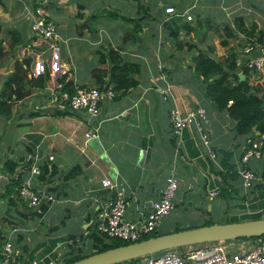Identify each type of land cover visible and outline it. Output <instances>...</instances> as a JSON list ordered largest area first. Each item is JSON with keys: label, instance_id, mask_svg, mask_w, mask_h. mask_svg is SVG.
Masks as SVG:
<instances>
[{"label": "crops", "instance_id": "0c3cea01", "mask_svg": "<svg viewBox=\"0 0 264 264\" xmlns=\"http://www.w3.org/2000/svg\"><path fill=\"white\" fill-rule=\"evenodd\" d=\"M38 7L56 25L52 41L31 32ZM167 7L174 14H166ZM237 18L256 23L264 36V0H0V91L17 64L26 69L27 81L49 74L43 88L27 83V96L0 117V236L13 243L14 264H64L86 253L82 246L91 248L97 212L110 195L103 179L123 193L131 220L159 198L171 173L179 185L173 211L186 210L187 203L211 217L225 212L230 223L264 219V190H243L236 183L243 199L224 200L218 194L223 156L237 164L253 136L236 135L235 122L206 99L205 84L192 70L193 52H211L217 59L236 52L238 74H243L246 57L238 50L247 40L233 32ZM228 28L236 34L225 47L221 41ZM12 33L18 34L17 42ZM109 48L123 62L140 66L137 86L124 93L109 87L114 97H104L94 118L71 110L62 101L60 80L68 77L74 89L96 88L91 72L102 66L98 50ZM248 80L262 86L249 73ZM197 106L207 113L214 163L192 129L180 136L171 131V110L186 113ZM31 151L41 156L42 165L35 188L54 199L34 218L28 216L39 213L40 206L28 208L8 193L16 172L10 175L3 167L7 161L18 165ZM262 164L253 161L251 167L260 172ZM165 218L157 229L164 233L174 228Z\"/></svg>", "mask_w": 264, "mask_h": 264}, {"label": "built area", "instance_id": "2783aa9c", "mask_svg": "<svg viewBox=\"0 0 264 264\" xmlns=\"http://www.w3.org/2000/svg\"><path fill=\"white\" fill-rule=\"evenodd\" d=\"M164 12L174 14L175 10L172 7H167ZM185 18L187 21L192 20V17L187 14H185ZM30 29L34 35L47 41H52L56 33V25L46 17L43 7L35 9ZM238 53L246 57L244 68L253 81L263 86L264 36L248 39L238 50ZM157 91L167 94L164 90L158 89ZM104 97L111 99L114 97V92L110 88L100 92L96 88L78 87L72 96L65 92L61 95L63 103L67 104L71 110L86 113L92 118L98 115ZM169 119L174 135L180 136L186 129H192L198 136L202 148L207 150L209 159L213 163L216 162L217 155L212 147L207 128V113L202 106H197L186 113L173 109ZM263 142V137L247 138L243 145L241 156L236 164L243 190H250L256 184L261 183L258 173L250 169V165L253 161L264 160ZM40 159L41 156L36 151H31L25 155L17 170V176L22 177L18 195L28 208L54 202L51 196H46L35 188V181L41 176ZM48 159L52 160V157ZM101 186L109 189L110 195L102 202L97 212L98 231L108 239H117L131 244L139 242L140 239L153 234L159 228L161 220L173 211L179 188L176 174L171 173L165 179V185L159 198L150 201L147 210L139 212L138 219L131 220L126 216L129 202L123 193L118 191L117 186L109 179L101 180ZM14 259L13 243L9 239L3 240L0 236V264H13L16 260ZM47 264L54 263L48 262ZM129 264H264V237L257 238L255 241L239 239L185 247L182 252L170 250L160 255L134 260Z\"/></svg>", "mask_w": 264, "mask_h": 264}, {"label": "trees", "instance_id": "16d2710c", "mask_svg": "<svg viewBox=\"0 0 264 264\" xmlns=\"http://www.w3.org/2000/svg\"><path fill=\"white\" fill-rule=\"evenodd\" d=\"M231 30L232 29L228 28L229 34L221 41L222 46L226 47L227 40L236 33L244 34V38H246L247 41L253 37L260 38L263 36L260 34L256 23L246 25L242 18H237L235 20L233 32L236 33H234V35L233 32L230 33ZM12 36L14 41L17 42L18 34L12 33ZM171 36L176 40L177 32H173ZM188 47V51L192 53L191 49L193 46L188 43ZM195 53L196 52L192 53V70L195 76L200 77L204 82L205 96L211 100L219 112H226L228 117L235 122L236 135L240 137L253 136L252 139L263 137L264 139V92H262L261 88L258 86L249 83L248 72L243 66L241 72L245 76V80H239L238 73L240 71L238 70L236 62V52L230 53L229 56L218 58L216 61L210 55L211 52L197 51V53ZM98 54L99 63H101L102 66L99 69H93L91 72L95 80L96 89L103 92L111 87L115 93H124L137 86L138 82L135 77L140 73V66L138 64L123 62L119 52L111 48L108 50H98ZM26 74V69L22 68L21 64H17L15 71L3 82L0 91V117L8 116L11 112L13 102L27 96L28 92L24 89L27 83L30 84V88H43L49 78L48 72L45 71V73L39 75L38 78L27 81ZM67 78L68 77H65L60 80L62 85L61 89L69 96H72L75 93V89L72 80L70 79L67 81ZM262 150L264 151V142ZM21 162L17 165L12 161H7L3 165L4 171L10 175L16 172V180H12L11 184L7 187H9L8 193L13 191L18 200L20 199L18 198V190L22 177L20 175L17 176V170ZM261 162L263 164L260 172L253 169L258 173L261 179V183L256 184L250 190L253 192L255 189L264 190V160ZM251 165L250 169H252ZM221 166L223 168L222 171H217L222 181V186H220L218 194L224 200H226L227 197L230 199H243V196L237 193L238 189L241 187V183L237 174L236 163L230 162L229 156L225 154V156H223V162L221 161ZM76 170L77 169H75V171ZM70 174L71 173L67 174L66 177ZM236 183L240 184L239 188H235ZM46 209V205H40V212L31 214L28 218L40 217ZM256 219L260 218H255L253 220ZM212 224L213 223H210L209 225ZM155 233L140 239L139 242L156 237V235H154ZM89 238L91 240V249H93V252L85 255H78L76 258L70 259L64 264L73 263L96 253L131 244L129 242L108 239L105 235L100 234L97 229L91 232ZM73 239L75 238H72V240ZM256 239L257 238L240 240L255 241ZM77 252L80 253L82 251L81 249H77ZM160 254L162 253L158 255Z\"/></svg>", "mask_w": 264, "mask_h": 264}, {"label": "water", "instance_id": "95a60500", "mask_svg": "<svg viewBox=\"0 0 264 264\" xmlns=\"http://www.w3.org/2000/svg\"><path fill=\"white\" fill-rule=\"evenodd\" d=\"M212 58L217 60L216 56ZM238 77L244 81L243 74H238ZM263 236L264 219L212 224L116 247L69 264H122L185 247Z\"/></svg>", "mask_w": 264, "mask_h": 264}, {"label": "rangeland", "instance_id": "374dc122", "mask_svg": "<svg viewBox=\"0 0 264 264\" xmlns=\"http://www.w3.org/2000/svg\"><path fill=\"white\" fill-rule=\"evenodd\" d=\"M260 88L264 90L263 86H261ZM206 99L211 102V100L208 97H206ZM174 204H175V201H174ZM185 207L187 208L186 210L177 209L176 211H173V213L171 215H169L168 217H166L164 219V221L170 222V225H174V228L172 230H170L169 232H165V233L156 230L155 232H157V233L154 232L155 233L154 235H156V237H157V236H161V235L174 233V231L180 232V231H184V230L208 226L210 223L226 224V223H230V221H232V220L226 221L225 214H223L225 212H222V214H220L219 216L214 213V214H212V217H211V215L206 214L205 211H202V210L195 211V208L192 206H190V207L187 206V203L185 204ZM177 208H181V205H178ZM176 214H178V215H176ZM175 216H178L179 219H177V217H175ZM93 227H94L93 230L95 231L96 226H93ZM41 228H42V225H41ZM60 229H62V228H60ZM113 240H117V239H113ZM117 241H120V240H117ZM82 248L86 252V253L82 252V255L92 253L91 252L92 249L89 247V245L88 246H82ZM176 251L180 252V250H178V249H176ZM126 263L129 264L130 262H125L122 264H126Z\"/></svg>", "mask_w": 264, "mask_h": 264}, {"label": "bare ground", "instance_id": "6f19581e", "mask_svg": "<svg viewBox=\"0 0 264 264\" xmlns=\"http://www.w3.org/2000/svg\"><path fill=\"white\" fill-rule=\"evenodd\" d=\"M158 255V254H157Z\"/></svg>", "mask_w": 264, "mask_h": 264}]
</instances>
